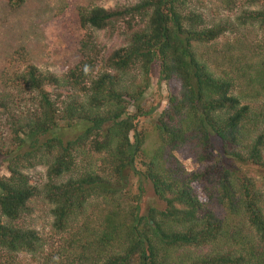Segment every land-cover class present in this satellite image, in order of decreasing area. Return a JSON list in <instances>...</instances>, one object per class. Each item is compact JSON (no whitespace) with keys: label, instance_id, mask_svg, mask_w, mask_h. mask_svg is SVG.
Here are the masks:
<instances>
[{"label":"trees","instance_id":"16d2710c","mask_svg":"<svg viewBox=\"0 0 264 264\" xmlns=\"http://www.w3.org/2000/svg\"><path fill=\"white\" fill-rule=\"evenodd\" d=\"M262 2L244 13L245 23L264 28ZM78 16L86 29L121 28L125 45L103 59L88 32L80 42L81 60L62 77L33 65L15 76L17 95L29 99L32 109L14 114L0 104L15 144L5 153L8 176H0V264H21L14 261L20 254L41 264H264V209L256 186L225 169L220 158L218 166L186 173L174 154L214 159L208 152L213 136L225 156L264 168V41L240 45L238 55L223 57L219 72L211 64L217 57L200 50L217 43L224 29L208 25L188 0L83 8ZM155 66L159 81L176 82L180 92L170 93L168 108L153 126L158 143L150 152L140 122L155 110L142 105ZM134 68L140 74L132 83L124 75ZM76 127L81 133L64 141L61 129ZM84 150L96 161L80 169ZM37 165L47 166L41 194L53 205L55 236L73 228L92 197L114 202L112 208L105 202L108 208L86 239L63 240L56 253L46 250L48 241L37 232L16 224L40 195L24 173ZM64 175L70 177L55 182ZM136 175L151 184L161 209L140 215L138 204L126 206L123 192ZM199 185L210 186L208 202L226 210L225 220L204 210L194 195ZM233 216L240 220L228 222ZM191 250L198 254H183Z\"/></svg>","mask_w":264,"mask_h":264},{"label":"rangeland","instance_id":"374dc122","mask_svg":"<svg viewBox=\"0 0 264 264\" xmlns=\"http://www.w3.org/2000/svg\"><path fill=\"white\" fill-rule=\"evenodd\" d=\"M138 1L24 0L20 5H13L8 0H0V104L2 102L7 103L9 111L11 110L10 112L14 114L20 110H28V108L31 110L32 102H29L27 98H22L21 95H17L15 76H20L29 65H33L42 73L49 72L58 78L62 77L81 60L80 42L88 32L92 34L94 45L99 49L100 56L103 59L107 58L112 51L125 45L121 28L108 31L81 27L78 16L80 9L101 7L112 10L118 6L133 5ZM188 1L191 7L201 14L208 25H218L224 29L217 43L208 44L200 50L204 54H207L204 51L209 50L211 53L209 56L212 58L217 57L216 62L211 61V64L218 68L219 72L225 68L223 57L229 56L231 53L234 56L238 55V47H242L240 45L255 47L264 41V28L258 24L244 22V13L260 9L263 3L262 0H255L253 5H251L253 0ZM235 40H237V43H234ZM213 51H215L214 54H212ZM139 74L140 71L134 68L124 75V79L133 83L138 81ZM50 90L52 94L60 93L63 95L62 90ZM172 92L176 96L179 95V84L174 81L167 84L160 82L157 66H155L149 89L144 94L142 102L145 107H152L155 110L147 117L142 118L140 122L142 132L149 136L145 147L150 152L155 149L158 143L153 126L158 124L161 112L168 108V97ZM15 94L18 98L11 99L10 96ZM6 95L9 96V100L5 99ZM61 130L60 136L64 141L74 140L81 133L78 127ZM48 137V135L44 136L40 139V142L45 141ZM210 137L213 146L212 149H208V152H212L213 156H216L214 159L211 158L207 162L199 161L193 156L186 157L183 152L174 153L184 167L185 172L194 173L212 165L218 166L216 161L217 158H220L219 164L224 165L225 169L233 172L236 176H244L251 181L253 186H256L262 195L261 205L264 209V168L239 162L237 159L230 158L229 155L225 156L221 142L214 139L213 136ZM13 148H15V144L12 142L9 119L0 106V176H8L5 153ZM95 161L96 157L84 150V153L78 157L77 165L80 169H83L89 165L93 166ZM46 172L47 166L45 165H37L24 170L30 184L40 189V195L31 200L28 212L16 224L24 229L37 232L41 238L48 241L46 250L52 248V251L56 253L60 243L64 244L63 240L86 239L91 230L97 225L96 222L102 214V210L108 208L105 207V202L110 201L108 203L110 208L114 206V202H111V200L105 201L103 197H92L86 205L84 215L79 216L73 228H70L66 233L55 236L56 234L52 231L53 217L51 211L53 205L45 200L41 194L42 186L48 182ZM69 177L70 175H64L55 182L63 183ZM127 184L123 192L125 196L122 198L125 200L127 207L128 203L138 204L140 215L146 214L150 208L161 209L162 205L156 199L151 184L143 180L142 176H134ZM207 188H210V186H195L194 195L199 203L203 205L205 211L209 210L225 220L227 217L226 210L222 206L220 208L213 206V201L208 202L210 198ZM134 197H136L135 200ZM239 220L238 217L233 216L227 221L237 223ZM246 231L250 235L254 234L249 225L246 227ZM84 236L87 237L84 238ZM187 253L192 256L198 254L195 250L183 254ZM14 261L21 264H41V261H33L26 254L18 255Z\"/></svg>","mask_w":264,"mask_h":264}]
</instances>
